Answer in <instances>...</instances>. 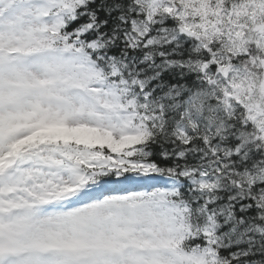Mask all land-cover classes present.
<instances>
[{"label": "snow or ice", "instance_id": "obj_1", "mask_svg": "<svg viewBox=\"0 0 264 264\" xmlns=\"http://www.w3.org/2000/svg\"><path fill=\"white\" fill-rule=\"evenodd\" d=\"M0 264H264V0H0Z\"/></svg>", "mask_w": 264, "mask_h": 264}]
</instances>
